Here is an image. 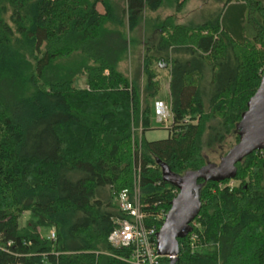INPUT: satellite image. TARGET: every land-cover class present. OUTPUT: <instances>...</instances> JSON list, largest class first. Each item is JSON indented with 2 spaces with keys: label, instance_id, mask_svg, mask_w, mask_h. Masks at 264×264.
Listing matches in <instances>:
<instances>
[{
  "label": "trees",
  "instance_id": "16d2710c",
  "mask_svg": "<svg viewBox=\"0 0 264 264\" xmlns=\"http://www.w3.org/2000/svg\"><path fill=\"white\" fill-rule=\"evenodd\" d=\"M118 1L0 0V264H126L107 240L124 217L118 195L133 193L138 177L145 223L158 230L153 217L178 194L164 172L199 170L205 152L238 142L264 77V3L227 0L200 25L160 24L129 79L118 70L120 28L190 0ZM154 63L170 67L173 124L166 139L147 141ZM235 169L220 183L198 181L200 249L178 240L177 264H264V154ZM26 212L33 222L21 228Z\"/></svg>",
  "mask_w": 264,
  "mask_h": 264
},
{
  "label": "water",
  "instance_id": "95a60500",
  "mask_svg": "<svg viewBox=\"0 0 264 264\" xmlns=\"http://www.w3.org/2000/svg\"><path fill=\"white\" fill-rule=\"evenodd\" d=\"M247 107L243 121L237 127L238 142L218 161V165H205L181 177L164 172L165 181L178 191L156 235L157 252L162 256H171L169 264L177 262L178 240L187 236L190 223L199 214L198 181L220 183L235 174L236 164L253 152L264 149V77Z\"/></svg>",
  "mask_w": 264,
  "mask_h": 264
},
{
  "label": "rangeland",
  "instance_id": "374dc122",
  "mask_svg": "<svg viewBox=\"0 0 264 264\" xmlns=\"http://www.w3.org/2000/svg\"><path fill=\"white\" fill-rule=\"evenodd\" d=\"M116 1V0H114ZM118 1V0H117ZM208 1V3H207ZM227 0H190L185 3L183 9L180 12L176 11V5L170 2H163L154 12L146 11L143 14L142 21L133 30L128 31L127 27L120 28L126 37V52L123 59L118 64V70L128 76L129 79L134 77L138 70L142 68L144 50L150 43H153L160 36L156 28L160 27V24L171 22L176 26H189L191 24H201L214 19L220 10L225 6ZM264 3V0H257ZM119 2V1H118ZM122 4V3H120ZM98 10L103 12L101 6H98ZM152 70L156 74V81L159 83L160 91L154 100L155 102H162L169 105V65L162 63H154ZM83 82H79L77 87L83 88ZM154 109V105H153ZM168 137V131L156 124L153 118L152 128L145 133V139L147 141L163 140ZM233 142L230 137L226 140V145L222 147H215L213 151L205 152L207 165L216 166L222 154L228 151V145ZM30 222H33L30 213L26 212L19 220V226L21 228L27 227ZM51 230L38 229V232L42 237H47Z\"/></svg>",
  "mask_w": 264,
  "mask_h": 264
},
{
  "label": "built area",
  "instance_id": "2783aa9c",
  "mask_svg": "<svg viewBox=\"0 0 264 264\" xmlns=\"http://www.w3.org/2000/svg\"><path fill=\"white\" fill-rule=\"evenodd\" d=\"M153 111L157 125L164 127L166 130L171 128L173 115L170 104L167 105L163 101L155 102ZM258 152L263 155L264 149ZM138 181L139 178L137 177L133 193L130 194L124 190L117 197L116 205L124 217L115 222V227L107 238L108 243L113 248L127 253L121 259L126 264H169L172 257L162 256L157 252L156 235L160 228L157 230V225H147L145 223L146 218L150 216L143 211V205H141L139 198ZM166 215L159 212L153 218L156 222L163 224L165 218H167ZM192 227H197L194 220L190 223V232L184 239L187 238V243L194 252L198 251L200 247L197 243L199 242V236L193 231ZM47 237L49 240H55L54 232L50 231ZM10 244V242L7 243V247Z\"/></svg>",
  "mask_w": 264,
  "mask_h": 264
},
{
  "label": "crops",
  "instance_id": "0c3cea01",
  "mask_svg": "<svg viewBox=\"0 0 264 264\" xmlns=\"http://www.w3.org/2000/svg\"><path fill=\"white\" fill-rule=\"evenodd\" d=\"M207 3H208V1H207ZM97 9H98V7H97ZM99 11V10H98ZM100 12V11H99ZM100 13H102V12H100ZM168 94H169V84H168Z\"/></svg>",
  "mask_w": 264,
  "mask_h": 264
}]
</instances>
